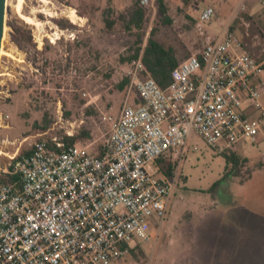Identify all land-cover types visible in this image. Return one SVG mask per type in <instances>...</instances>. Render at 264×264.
<instances>
[{
	"label": "rangeland",
	"instance_id": "rangeland-1",
	"mask_svg": "<svg viewBox=\"0 0 264 264\" xmlns=\"http://www.w3.org/2000/svg\"><path fill=\"white\" fill-rule=\"evenodd\" d=\"M19 1L7 0L1 43L0 113L7 119L0 124V168L44 135L66 143L74 138L78 147L98 155L111 129L104 116L116 117L126 98L136 101L128 85L118 86L128 78L133 51L143 49L151 33L179 61L223 32L232 33L244 52L264 59V0H190L188 5L163 0L166 16L156 2L155 11L145 9L141 29L127 27L136 0H21L20 13L37 25L19 17ZM205 7H212L214 16L199 24ZM68 8L80 18L75 23L64 15ZM106 20L113 22L111 29ZM56 31L60 39L52 43ZM259 102L264 107V93ZM190 144L177 167L162 227L148 230L133 253L111 264H264V136L236 145L246 162L212 192L226 160L197 135ZM169 161L171 156L157 160L158 172L170 173ZM156 166L148 172L158 177Z\"/></svg>",
	"mask_w": 264,
	"mask_h": 264
},
{
	"label": "built area",
	"instance_id": "built-area-1",
	"mask_svg": "<svg viewBox=\"0 0 264 264\" xmlns=\"http://www.w3.org/2000/svg\"><path fill=\"white\" fill-rule=\"evenodd\" d=\"M136 2L155 11L157 0ZM213 16L205 7L198 23ZM127 77L136 101L104 116L111 129L98 155L44 135L0 168V264H111L165 220L193 134L218 155L264 136V59L230 32L181 60L164 89L141 54ZM6 119L0 113V124ZM165 156L172 176L150 174Z\"/></svg>",
	"mask_w": 264,
	"mask_h": 264
},
{
	"label": "trees",
	"instance_id": "trees-1",
	"mask_svg": "<svg viewBox=\"0 0 264 264\" xmlns=\"http://www.w3.org/2000/svg\"><path fill=\"white\" fill-rule=\"evenodd\" d=\"M184 5L190 4V0H181ZM158 4V11L160 15L166 16L167 8L164 4L163 0H157ZM145 9L139 6V4L135 3V8L132 10L131 15L127 21V27H133L136 29H141L144 21ZM168 23L170 20L168 18L165 19ZM107 28L111 29L112 21L106 20L105 21ZM153 34H150V37L147 40L146 46L142 49L140 47H136L130 57V61H135L141 54V60L149 73V75L156 81V83L162 88H166L171 81V72L177 67L179 64V60L175 56V52L170 47H165L156 39H154ZM142 50V51H141ZM129 84V79L124 78L120 84L119 89L123 90ZM67 144H74V138H68ZM29 150L23 152L17 158H20L22 155H27ZM226 160V166L223 172L222 177L215 181L212 186L209 188V192H212L216 189L223 181L229 179L231 176H236L238 174V168L242 166L243 163L246 162L245 158H241L236 154L235 151H231L226 154H221ZM164 157L159 158L163 159ZM168 169L169 172H163L164 175L172 176L174 172L175 164L169 161ZM17 179L16 176H8L4 181H15ZM137 244H132L129 247L128 253H133L134 249L137 248Z\"/></svg>",
	"mask_w": 264,
	"mask_h": 264
},
{
	"label": "bare ground",
	"instance_id": "bare-ground-1",
	"mask_svg": "<svg viewBox=\"0 0 264 264\" xmlns=\"http://www.w3.org/2000/svg\"><path fill=\"white\" fill-rule=\"evenodd\" d=\"M20 7H21V0L18 2V4H17V6H16V11H18V13H19V17L21 18V19H23L25 22H27L28 24H33V25H35L36 24V22L34 21V19L33 18H30V17H28V16H25V15H23L22 13H20ZM33 12H35V11H33ZM65 14L64 15H67V18H69L73 23H75V20L77 19L78 20V15L76 14V11H75V9H73V8H68V11H65L64 12ZM80 19V18H79ZM37 25V24H36ZM40 27V26H39ZM5 34V33H4ZM5 36V35H4ZM51 41H52V43H55L56 42V40H58V39H60V34L56 31V32H54V34H52V36H51ZM0 52H2L1 50H0ZM2 154V152L0 151V155Z\"/></svg>",
	"mask_w": 264,
	"mask_h": 264
},
{
	"label": "water",
	"instance_id": "water-1",
	"mask_svg": "<svg viewBox=\"0 0 264 264\" xmlns=\"http://www.w3.org/2000/svg\"><path fill=\"white\" fill-rule=\"evenodd\" d=\"M7 13V0H0V50L5 29V16Z\"/></svg>",
	"mask_w": 264,
	"mask_h": 264
},
{
	"label": "crops",
	"instance_id": "crops-1",
	"mask_svg": "<svg viewBox=\"0 0 264 264\" xmlns=\"http://www.w3.org/2000/svg\"><path fill=\"white\" fill-rule=\"evenodd\" d=\"M223 28H224V27H223ZM214 35H216V34H214ZM212 36H213V34H212ZM260 105H261V104H260ZM235 152H236V151H235ZM236 153H237V152H236ZM158 173H159V175H158V176L164 175V174H163L161 171H160V172H158ZM163 222H164V221H163ZM163 222H162V223H163ZM161 227H162V224H161L160 228H161ZM160 228H159V229H160Z\"/></svg>",
	"mask_w": 264,
	"mask_h": 264
}]
</instances>
